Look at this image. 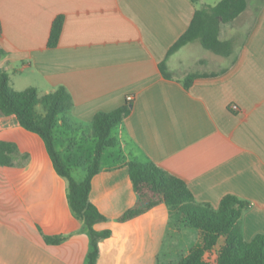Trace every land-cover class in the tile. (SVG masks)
I'll return each instance as SVG.
<instances>
[{
	"label": "crops",
	"instance_id": "crops-1",
	"mask_svg": "<svg viewBox=\"0 0 264 264\" xmlns=\"http://www.w3.org/2000/svg\"><path fill=\"white\" fill-rule=\"evenodd\" d=\"M197 9L192 0H0V71L14 90L66 88L74 102L68 118L87 134L96 114L132 105L114 135L113 161L102 160L92 183L91 202L108 219L95 229L112 232L97 264H175L198 241L197 231L171 225L165 204L117 221L136 202L132 160L181 178L198 203L218 208L227 195L246 201L243 237L264 234V0H248L239 18L222 25L231 58L199 40L169 56ZM57 17L63 30L49 48ZM188 47L181 57H204L201 70L171 64ZM0 142L18 149L15 165L0 167V264H85L90 240L44 141L11 117L0 120ZM44 235L67 239L47 245Z\"/></svg>",
	"mask_w": 264,
	"mask_h": 264
},
{
	"label": "trees",
	"instance_id": "trees-1",
	"mask_svg": "<svg viewBox=\"0 0 264 264\" xmlns=\"http://www.w3.org/2000/svg\"><path fill=\"white\" fill-rule=\"evenodd\" d=\"M197 3L200 0H192ZM248 0H222L215 6L197 9L186 33L169 50V56L190 42L199 40L204 49L216 55L231 58L233 44L221 40L223 24H229L239 18L247 9ZM64 18L57 17L52 24L49 48L58 45L63 30ZM0 54L2 51L0 50ZM237 57H234V63ZM233 63V64H234ZM164 72V64H161ZM215 75V74H214ZM212 75V76H214ZM195 76L188 77L184 83L190 88ZM130 103L112 111L101 112L91 122V134L83 133L80 125L73 124L68 115L74 106L71 94L64 87L41 95L35 88L16 91L10 86L9 76L0 71V120L14 118L19 126L35 133L44 141L57 174L67 182V199L73 216L82 223L90 244L85 264H97L103 240L111 237L110 230L98 231L95 226L108 219L91 202L92 183L101 171L104 154L119 145L114 129L127 118L132 108ZM79 132L83 140L96 143L93 156L89 160L80 159L75 165L87 163V174L79 183L72 176L69 166L63 161L56 149V135L61 149L70 150L75 139L69 140L70 146L62 147L65 132ZM83 131V132H82ZM18 153L13 143L0 142V167H11ZM29 155L23 158L24 163ZM129 176L136 196L133 207L118 218L124 223L150 212L160 204H165L173 227L189 228L199 232L198 241L189 254L175 264H264V234L256 235L252 241H246L242 231V217L249 203L234 196H225L218 208L201 204L186 182L169 173L153 162L141 163L135 160L127 164ZM47 245L58 246L66 236H43Z\"/></svg>",
	"mask_w": 264,
	"mask_h": 264
},
{
	"label": "rangeland",
	"instance_id": "rangeland-1",
	"mask_svg": "<svg viewBox=\"0 0 264 264\" xmlns=\"http://www.w3.org/2000/svg\"><path fill=\"white\" fill-rule=\"evenodd\" d=\"M251 1V0H250ZM217 2H219V0H204V4H208L213 6L214 4H216ZM252 3V2H251ZM197 5L201 8L203 7V0L200 2H197ZM191 47V46H190ZM186 48L185 50H183V52H181V54H179V57H173L171 59V64L173 65V67H176L178 69H180L181 71H183V69H187V68H191L192 71H199L201 70V68L199 67V64H196V62L198 61V58H204V57H181L182 53L185 52H189V48ZM203 53L205 50H202ZM190 53V52H189ZM206 53V52H205ZM192 54L194 56L197 55V50H193ZM202 55V54H201ZM208 59H211V57H205ZM182 62V63H181ZM181 63V64H180ZM174 74H177L178 71H173ZM87 132V130H86ZM117 132V128L114 129V135ZM67 139L66 144H62L63 148H66L70 146V142L69 140L71 139H75V146L68 150L63 152L61 150V144H60V140L56 135V149L57 151L62 155L63 161L69 166L72 176L75 178V180L79 183L83 182L86 174H87V163L84 166H80V165H75L80 159H86L89 160L91 158V156H93L94 151H95V147H96V143L88 140V139H84L82 138V135L79 132H74L73 134L70 131L65 132V134L63 135V140ZM112 151H114V148L107 151L105 153V155L103 156V162L104 164H108L111 163L113 160L110 157V154ZM192 231H197L192 229ZM198 236H199V232L197 231ZM191 234V233H190ZM189 235V234H188ZM190 237V236H189ZM188 237V238H189ZM187 238V240H188ZM170 241L169 239H167V243L168 244Z\"/></svg>",
	"mask_w": 264,
	"mask_h": 264
},
{
	"label": "built area",
	"instance_id": "built-area-1",
	"mask_svg": "<svg viewBox=\"0 0 264 264\" xmlns=\"http://www.w3.org/2000/svg\"><path fill=\"white\" fill-rule=\"evenodd\" d=\"M127 100H128V101H131V100H132V97H129ZM232 109H233L234 111H237V110H238V108H237L236 106H233Z\"/></svg>",
	"mask_w": 264,
	"mask_h": 264
},
{
	"label": "water",
	"instance_id": "water-1",
	"mask_svg": "<svg viewBox=\"0 0 264 264\" xmlns=\"http://www.w3.org/2000/svg\"><path fill=\"white\" fill-rule=\"evenodd\" d=\"M130 107L132 108V105H130Z\"/></svg>",
	"mask_w": 264,
	"mask_h": 264
}]
</instances>
